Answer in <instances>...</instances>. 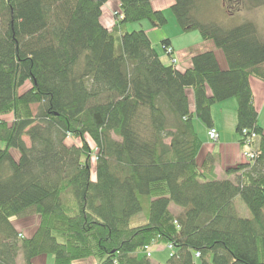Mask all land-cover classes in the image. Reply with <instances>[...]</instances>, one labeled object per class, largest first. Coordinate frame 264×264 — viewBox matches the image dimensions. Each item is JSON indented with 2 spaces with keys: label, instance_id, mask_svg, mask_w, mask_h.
I'll return each instance as SVG.
<instances>
[{
  "label": "trees",
  "instance_id": "trees-1",
  "mask_svg": "<svg viewBox=\"0 0 264 264\" xmlns=\"http://www.w3.org/2000/svg\"><path fill=\"white\" fill-rule=\"evenodd\" d=\"M106 1L0 0V113L13 114L0 118V264L49 254L53 264H156L145 247L157 243L172 245L166 264H264V127L250 83L264 81V32L221 19L264 0H175L182 30L215 41L228 62L223 70L204 51L184 71L163 62L145 30L127 29L146 19L162 27L163 11L119 0L124 18L110 30ZM228 98L240 137L257 133L259 155L213 179L214 160L197 158L194 119L214 127L213 105ZM238 198L251 217L237 212ZM36 213L32 237L11 222Z\"/></svg>",
  "mask_w": 264,
  "mask_h": 264
},
{
  "label": "crops",
  "instance_id": "crops-1",
  "mask_svg": "<svg viewBox=\"0 0 264 264\" xmlns=\"http://www.w3.org/2000/svg\"><path fill=\"white\" fill-rule=\"evenodd\" d=\"M150 1L155 10L158 9L164 12L168 21L167 24L163 27H155L146 19L128 24L127 29L145 30V32L149 34L154 48L157 53L160 54L165 64L170 65L171 61L170 56L166 54L164 50V41L174 47V53L177 57L176 67L179 71L191 68L193 65L192 58L208 50H213L216 53L217 60L223 70L228 68L225 52L216 45L215 41L204 39L199 31L191 30L190 32H185L182 30L172 10V5L175 3V0ZM121 5L119 0H108L103 5L101 23L110 30H114L116 27L115 11L121 10ZM250 83L252 93H254V104H256L260 114L259 122L264 127V81L259 77L251 75ZM187 94L189 96V105L193 111L196 107L193 89L190 87L187 88ZM208 94H211L210 88H208ZM237 109L238 105L235 98H228L223 102L213 105L212 117H214V127H217L219 131V139L216 142H212L208 137V128L204 126L197 117L194 119L195 127L198 129L200 138L203 140L197 158L200 163L205 162L208 157H210L209 159L212 158L214 160V170L218 171L216 176H211L210 173H207L209 178H225L227 177L226 172L228 168L246 162L245 158H243V148L240 142L241 137L239 132H237ZM11 115L13 114L4 115L0 113V118H6L11 121ZM173 209L175 210L174 207ZM157 262L159 261H155L156 264ZM42 263L53 264V256L48 259L47 255H40L34 260V264ZM73 264H97V262L92 258L91 260L73 261Z\"/></svg>",
  "mask_w": 264,
  "mask_h": 264
},
{
  "label": "rangeland",
  "instance_id": "rangeland-1",
  "mask_svg": "<svg viewBox=\"0 0 264 264\" xmlns=\"http://www.w3.org/2000/svg\"><path fill=\"white\" fill-rule=\"evenodd\" d=\"M219 8H220V14H221L223 8H221V5L219 6ZM226 17H227V15H223V13L221 14V19H223V21L225 22L224 24L227 26H233L235 24L243 22L245 19H251L257 23V26L260 29V32H261V30H262V32H264V8L263 7H261V8L257 7L251 11L243 10L241 13H236L233 16H231L230 18L228 17V19ZM120 20H122V19L116 18V20H115L116 26L118 25V22ZM160 45H161V43H160ZM28 86H29V84L27 86L26 85L23 86L21 88V91H23ZM37 107H38L37 104L33 105L34 111H36ZM10 117L13 119V115H11ZM12 119H10V120H12ZM87 138L89 140V143H91V146H92L93 162L95 163V161H96L95 143L92 142L91 138H89V137H87ZM68 142L69 143H78L81 145V142L78 138L76 140H75V138L74 139L69 138ZM241 146H242L243 152H244V150H246L247 147H245L242 143H241ZM94 170L95 169H93V176L95 177ZM206 172L208 174L210 173L211 176H213V175L216 176L218 171L214 170V165H212V168L208 169ZM236 208H237V212H239L240 215H243L246 217L247 216L251 217V215H252L251 212L249 211L246 203L241 198L236 199ZM146 220H147V216H146L145 212H143V213H140L138 215L133 216V219L131 221V225L134 226L137 224H143ZM11 222L14 223L16 228L20 232H22L25 237H32L36 233L37 228L39 227L41 221H40V215L36 213V214H32V215H25L24 217H19V216L12 217ZM168 245L169 244H164V243H157V244L153 245L150 248L152 250V255H151L150 259H152L154 262L160 261V262H163L166 264L168 254L170 252L169 251L170 248L168 247ZM47 256L49 259L53 255L49 254ZM42 264H44V263H42ZM196 264H203L201 257L196 259Z\"/></svg>",
  "mask_w": 264,
  "mask_h": 264
},
{
  "label": "built area",
  "instance_id": "built-area-1",
  "mask_svg": "<svg viewBox=\"0 0 264 264\" xmlns=\"http://www.w3.org/2000/svg\"><path fill=\"white\" fill-rule=\"evenodd\" d=\"M116 13V18L117 19H123L124 18V13H122L121 10H117L115 11ZM166 54H168L170 56V61L173 64H176L177 62V57L175 56L174 53V47L172 45L166 46L165 48ZM243 136L242 137V141L241 143L247 147L246 150H244L243 152V158H245V160H247L248 162L257 159L258 155H259V151L253 147V144L255 142V140L258 138L257 133L255 131L252 130H244L243 131ZM208 137L213 141L216 142V140H218L219 138V131L217 127H211L208 130ZM168 247L170 249L172 248V245L169 244ZM151 247L149 245H146L145 247V253L147 252L148 256L152 255V250L150 249ZM199 255V253H197V256Z\"/></svg>",
  "mask_w": 264,
  "mask_h": 264
}]
</instances>
